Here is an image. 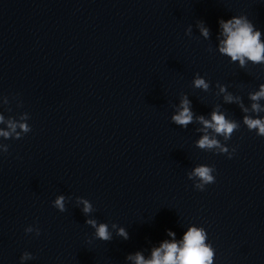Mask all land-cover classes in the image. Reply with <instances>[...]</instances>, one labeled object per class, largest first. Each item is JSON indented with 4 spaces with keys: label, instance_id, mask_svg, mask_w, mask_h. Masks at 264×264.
<instances>
[{
    "label": "clouds",
    "instance_id": "1",
    "mask_svg": "<svg viewBox=\"0 0 264 264\" xmlns=\"http://www.w3.org/2000/svg\"><path fill=\"white\" fill-rule=\"evenodd\" d=\"M203 22H201L202 24ZM222 28V35L225 37L221 41L219 51L231 57L233 62L239 61L240 66H245V61H251L253 64L264 65V42H261V31L255 30L254 25L250 22L246 16H233L228 20L220 19L218 21ZM201 33L206 38L209 36V29L206 27L200 28ZM194 87L204 89L209 88V83L205 79L201 78L199 74L193 81ZM221 92L225 91V87L221 86ZM264 98V84L260 85V91L254 94H250V99L254 102H258ZM227 102H232V96L225 97ZM190 102L185 97L181 100L180 110L177 114L172 116V121L182 127H187L188 124L193 121V112L190 109ZM244 112H248L247 108H243ZM252 112L259 114L264 112V108L259 103L252 104ZM20 119L27 121L29 115L24 113ZM199 122L204 125V131L212 129L214 133L221 135L225 140H229L233 133L238 130L239 125L235 121H231L225 118L224 114L213 111L211 114V120L205 119L203 116L197 117ZM7 124L8 131L0 129V137L4 139L14 138L21 139L23 134L29 133L32 129L26 122H16L14 119L9 118L5 121L4 115L0 114V124ZM243 123L251 130H256L258 136L264 137V118H252L249 115H245ZM19 129V131L17 130ZM197 147L202 150L211 151L213 149H219L218 153H226L231 158L232 152H229L228 147L223 146L215 138H209V135H204L197 142ZM9 146L4 145L2 152H7ZM214 167L207 165L197 166L192 173L188 175L189 179L193 177L198 178L199 183H196L194 187L203 191L205 186L215 182L213 172ZM79 203L84 205L82 211L85 215L93 211L92 204L84 198L78 197ZM66 197L63 195L57 196L53 201V206L60 212H65ZM87 225L95 228V238L102 241H110L111 234L108 231V225L105 223L97 222L93 219L85 220ZM26 232L31 233L33 231L39 235V229H33L31 226L25 229ZM119 235L125 239L128 238V234L123 228L119 230ZM170 236H175V233L169 232ZM208 240L207 232L204 228H189L183 235V240L177 242H164L159 248L152 251V258L145 260L142 255L137 253L134 257L136 264H214L215 251ZM32 254L25 252L21 256V261L32 259ZM133 257H129L132 259Z\"/></svg>",
    "mask_w": 264,
    "mask_h": 264
}]
</instances>
